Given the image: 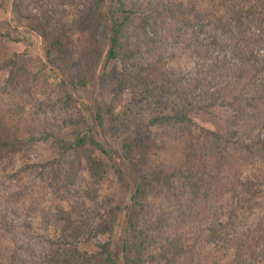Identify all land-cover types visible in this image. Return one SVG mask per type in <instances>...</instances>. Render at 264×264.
Masks as SVG:
<instances>
[{
  "label": "rangeland",
  "instance_id": "rangeland-1",
  "mask_svg": "<svg viewBox=\"0 0 264 264\" xmlns=\"http://www.w3.org/2000/svg\"><path fill=\"white\" fill-rule=\"evenodd\" d=\"M96 1L99 0H6L3 5V0H0V21L9 22L13 39L7 37L2 42L0 40V59H5L0 64L5 66L0 71V140L21 138L39 131L53 135L45 141L26 146L25 151H7V155H10L8 158L1 154L0 163L5 162V158L8 161L12 157L6 172L14 173L24 164L56 160L60 153L56 138L69 139L77 128H83V116L88 117L91 107L102 108L107 112L109 105L118 99L121 101L116 111H120L123 105L132 107L141 96L138 94L140 88L136 86L138 83L149 82L152 86L170 87L173 82L179 80V83L184 85L196 71H200L201 75L212 73L213 78H219L225 69L230 74L233 65L249 61L254 56L252 53L253 56L249 57L251 50L250 46H245V39H235L238 30L231 32L232 38L224 33L220 24L214 21L204 22L202 16L199 23L186 25L181 16L173 20L168 15L162 19L157 18L154 27L151 21L152 24L147 26L146 30H135L130 26L126 36H129L130 47L136 48V56L127 62L119 59L107 62L106 49L96 43L93 26L87 27V18L84 20L88 9ZM127 1L139 9H146L179 0ZM182 1L187 3L196 0ZM214 1L216 16L224 15L225 9L221 6V0ZM100 2L99 6L102 5ZM247 7L252 5L247 4ZM135 25H138V21ZM252 32L248 37L257 45L258 42L253 36L254 30ZM255 32L259 38L258 54L263 70L264 25L255 28ZM251 47L253 48V45ZM13 59H17V63L12 67L10 64ZM84 77L89 79L86 87L81 86ZM262 77L264 78V75ZM128 81L133 82L129 84ZM67 90L74 99H67ZM133 117L134 121L144 124L140 130L144 139L145 133L150 132L151 139L146 140L151 146L149 160L143 165L149 170L163 168L170 172L183 167L188 160L191 162V141L197 140L199 143L196 137L204 135L202 126H212L208 120L209 116L205 121L197 117L190 126L177 128L150 125L149 112H141ZM250 117L260 122L250 133H262L264 136V105L253 113L250 112ZM221 122L225 125L224 121ZM123 125V122H119L120 133L123 131ZM111 132L107 134L111 147L119 150L118 138L121 134L112 130ZM242 132L249 133L244 126ZM191 133L196 136L194 139L189 136ZM183 134L184 138L181 139ZM207 140L202 138L200 144ZM87 148L88 153H94L98 159L99 176L94 177L91 174V177L85 180H78L77 183L66 184L64 187L63 183L58 182L54 187L51 172L46 170L44 178L35 175L33 171L24 180L21 179L20 183L14 182L9 188H5L7 173L0 170V183L4 185V188L0 189V264H54L53 256L58 251L60 243L57 241L63 227L62 220L56 215L60 208L71 210L72 205L89 211L90 222L104 229L103 239H110L115 250H119L121 246L126 250L129 246L123 222L119 221L122 217L119 208L127 206L129 198H133L135 193L130 189L128 180L121 178L115 171L111 161L90 144H87ZM195 148L198 159L203 156L204 149L196 146ZM86 154L87 150L86 153L83 150L71 153L65 161H78L79 157ZM115 156L118 160L121 159L120 155ZM83 163L85 167H92L91 161L84 160ZM68 165L71 164L66 167ZM258 168L264 171L263 160L252 164L246 173ZM181 182L182 180H175L177 185L170 192L161 189L158 196L151 192L142 200L143 204L150 205L153 209L161 206L169 215L170 221H166V226L159 224L157 210L154 213L150 211L151 217L146 215L141 218L139 227H143L145 235L154 238L158 234L160 236L158 235L159 238L155 239L154 244H150L147 252L142 253V263L133 257V250L127 249L125 254L135 264H148L151 257L157 255L163 238L174 235L171 237H174L172 241L182 243L183 240L191 241L207 234V225L201 221L206 207L201 200L194 203L195 211L190 215L187 210H179L173 206L176 194L185 189ZM19 186H23L24 191H21ZM262 190L258 208L262 206L261 209H264V184ZM201 191L200 189L197 194L202 195ZM210 204L218 208L222 204L225 205V201L218 199ZM258 208L255 213H258ZM183 212L187 214L183 218L186 224L181 223L178 226ZM176 232L178 236H175ZM134 239L137 242L142 240L136 237ZM77 245L80 250L90 253L98 251L95 238L89 242L80 241ZM217 246V240H211L207 247L202 244L201 263L207 252H216ZM70 251L73 249L70 248ZM209 259V262L204 263L213 264L211 260H217V257L212 254ZM254 263L264 264V258Z\"/></svg>",
  "mask_w": 264,
  "mask_h": 264
},
{
  "label": "trees",
  "instance_id": "trees-1",
  "mask_svg": "<svg viewBox=\"0 0 264 264\" xmlns=\"http://www.w3.org/2000/svg\"><path fill=\"white\" fill-rule=\"evenodd\" d=\"M99 1L102 3L101 7ZM99 1L94 2L88 9L84 20L87 18V27L93 26L96 43L106 49L107 62L118 59L127 62L136 56V48L130 47L129 36H126L130 26H133L135 30L140 28L146 30V27L152 24L151 21L154 27L157 18L162 19L168 15L173 20L181 16L186 25L199 23L202 19L204 22H217L224 33L231 37V32L238 30V33H235V39L242 41L245 39V46H250L251 50L249 57L253 54L254 56L249 61L233 65L230 74L225 69L219 78L215 77L216 79L213 78L212 73L201 75L200 71H196L184 85L179 83V80L173 82L170 87L152 86L149 82L136 83L137 88H140L138 94L141 96L132 107L123 105V108L127 109L122 108L116 111L121 101L118 98V101L109 105L107 112H104L102 108L91 107L88 110V117L83 116L81 123L84 125L83 128H77L69 139L56 138L60 153L54 161L24 164L14 173H8L6 172L7 164L12 157L6 160L10 156L7 155V151H25L26 146L45 141L53 135L46 131H39L21 138L1 139L0 156L3 154L6 158L5 162L0 163V170H4L8 177L5 188H9L14 182L20 183L21 179L24 180L33 171L35 175L44 178L45 171L49 170L54 187L57 182L63 183L64 187L66 184L85 180L91 177V174L94 177L99 176L98 159L94 153H88L87 144H90L93 149L100 151L111 161L115 171L121 178L128 180L130 189L135 193L133 198L132 196L129 198L127 206L119 208L122 213L119 221L122 220L125 236L130 243L126 250L122 246L119 250H115L110 239H103L102 230L104 229L90 222L88 210H81L73 205L71 210L60 208L56 216L62 220L63 227L57 241L60 243L57 247L58 251L53 256L54 264H97L99 262L135 264L125 254L128 248L134 251L133 257L142 263V253L151 243L154 244L160 234L155 238L145 235L142 231L143 227H139L141 218L148 216L150 211L154 213L157 210L159 224L166 226V221H170L169 215L162 210L161 206L153 209L150 205L143 204L142 200L151 192L158 196L161 189L170 192L177 185L175 180H182L181 185L185 189L176 194L173 206L179 210H187V214L190 215L193 210L195 211L194 203L201 200L206 207V213L201 221L207 225V234L204 237L193 238L191 241L183 240L182 243L172 241L174 237L172 239L171 237L174 235L163 238L164 241L160 244L157 255L152 256L148 264H205L204 262L210 261L212 254L217 257V260H211L213 264H255L254 261L264 258V209H261L262 206L258 208V199L263 194L264 171L260 168L252 169L251 173L246 171L252 164L260 160L264 161V136L262 133L258 135L250 133V130L258 127L260 123L250 117V112L253 113L264 105V78L262 77L264 69L260 67L259 38L255 32V28L264 25V0H221L225 14L219 17L214 12L216 8L214 0H196L187 1V3L182 0L168 1L160 7L151 6L146 9H139L129 4L127 0ZM2 4L5 5L6 0H3ZM247 4L252 7H247ZM137 21L138 25H135ZM10 30L8 21H0L1 42L7 37L12 39ZM252 30H254L253 36L258 42L257 45L248 37L253 33ZM2 61L5 59L1 58L0 64ZM11 62L12 67L16 66L17 59ZM0 66V71L5 68L4 65ZM88 82L89 79L84 77L81 86L86 87ZM128 82L132 84L133 81ZM66 94L67 99H74L70 91L67 90ZM141 112H149V123L152 126L167 125L172 128L190 126L195 122V118L200 117L205 121L208 116L212 126L204 127L203 125L201 130L205 132L199 138L192 133L189 135L191 139L196 137L199 141L198 143L197 140H193L192 146H189L191 162L188 160L183 167L175 168L170 172L163 168L149 170L143 165L149 160L148 153L151 146L146 143V140L151 139L150 132L145 133L144 139L140 131L144 124L134 121L133 117ZM221 121H224L225 125ZM119 122L124 124L121 133L118 127ZM243 126L249 133L242 132ZM111 130L121 134L118 138L119 150L111 147L107 135ZM182 137L184 138V134L181 139ZM202 138L208 140L201 145ZM195 146L204 149L203 156L198 159H196ZM81 150L85 153L87 150V154L77 157L78 161H65L69 154L79 153ZM116 154L121 156L120 160L117 159ZM84 160L91 161L92 167H85ZM64 162L71 165L66 167L67 164ZM3 188L4 185L0 183V189ZM20 188L21 191L25 189L23 186ZM200 189L202 195L197 194ZM218 199L224 200L225 205L215 208L210 202ZM257 208L259 211L255 213ZM184 213L181 221L177 223L178 226L181 223L186 224L183 218L187 214ZM175 236H178L177 232ZM134 237L142 238L141 242H137ZM92 238L96 239L98 248L96 253L79 249L78 242H89ZM211 240H217V250L215 253L207 252V256L201 263L202 244L207 247ZM70 248L73 251H70Z\"/></svg>",
  "mask_w": 264,
  "mask_h": 264
}]
</instances>
